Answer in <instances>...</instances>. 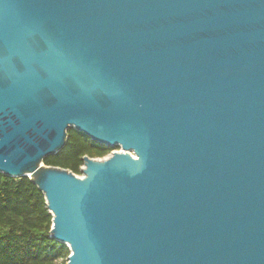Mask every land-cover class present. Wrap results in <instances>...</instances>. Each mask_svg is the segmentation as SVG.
Returning <instances> with one entry per match:
<instances>
[{
  "label": "water",
  "instance_id": "1",
  "mask_svg": "<svg viewBox=\"0 0 264 264\" xmlns=\"http://www.w3.org/2000/svg\"><path fill=\"white\" fill-rule=\"evenodd\" d=\"M0 174L68 264H264V0H0Z\"/></svg>",
  "mask_w": 264,
  "mask_h": 264
},
{
  "label": "trees",
  "instance_id": "2",
  "mask_svg": "<svg viewBox=\"0 0 264 264\" xmlns=\"http://www.w3.org/2000/svg\"><path fill=\"white\" fill-rule=\"evenodd\" d=\"M113 148L74 129L65 148L44 163L83 175L84 158H105ZM53 215L43 192L28 177L0 174V264H68L70 248L51 238Z\"/></svg>",
  "mask_w": 264,
  "mask_h": 264
},
{
  "label": "rangeland",
  "instance_id": "3",
  "mask_svg": "<svg viewBox=\"0 0 264 264\" xmlns=\"http://www.w3.org/2000/svg\"><path fill=\"white\" fill-rule=\"evenodd\" d=\"M114 151H122V149L121 148H118V149H115ZM111 155V154H110ZM108 157V156H107ZM104 159V158H103ZM81 176H83V175H81Z\"/></svg>",
  "mask_w": 264,
  "mask_h": 264
}]
</instances>
